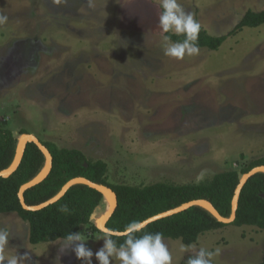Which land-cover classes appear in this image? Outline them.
I'll return each instance as SVG.
<instances>
[{
    "label": "rangeland",
    "instance_id": "obj_1",
    "mask_svg": "<svg viewBox=\"0 0 264 264\" xmlns=\"http://www.w3.org/2000/svg\"><path fill=\"white\" fill-rule=\"evenodd\" d=\"M178 3L213 36L264 9V0ZM162 11L161 0H0V124L18 140L25 130L105 161L111 184L202 182L264 156V23L176 59L163 51L177 42L165 39ZM0 231V255L21 264H100L108 239L82 227L80 240L32 244L15 212H0ZM163 239L172 264L201 251L210 264H258L264 252V229L252 225L229 223L189 245ZM81 243L91 257L75 255ZM114 249L109 264H123L128 248Z\"/></svg>",
    "mask_w": 264,
    "mask_h": 264
},
{
    "label": "trees",
    "instance_id": "obj_2",
    "mask_svg": "<svg viewBox=\"0 0 264 264\" xmlns=\"http://www.w3.org/2000/svg\"><path fill=\"white\" fill-rule=\"evenodd\" d=\"M264 23V9L247 10L238 23L227 33L213 36L201 26L198 47L217 49L225 38L243 27H256ZM177 43L186 38L183 34L167 33ZM27 133L21 130L20 134ZM18 139L5 125L0 124V170L13 161ZM52 155V166L48 175L38 184L23 192L27 205L40 204L53 197L70 179L78 176L111 188L117 196V206L105 226L113 231H125L135 222H141L153 215L175 208L193 199H206L224 217L231 214V201L234 190L243 173L252 167L264 164V156L251 161L239 171L236 169L215 173L209 180L184 184L155 182L145 186L111 184L107 181V164L98 159L89 160L76 148L58 147L53 142L41 141ZM45 163V156L34 142L26 144L17 169L7 177H0V212H15L28 222V240L32 244L43 241L67 239L85 227L90 232H101L91 216L102 202V194L83 183L68 188L65 194L54 203L39 210L22 207L18 191L22 184L36 176ZM233 225H252L264 229V172H257L242 186ZM226 224L219 222L202 206L193 205L167 217L155 220L143 229L128 235H108L114 248H128L127 240L140 239L146 235L160 233L163 237L180 239L189 245L197 241L205 231L217 229ZM197 256L190 254L182 264H188ZM210 264V263H209ZM264 264V252L262 261Z\"/></svg>",
    "mask_w": 264,
    "mask_h": 264
},
{
    "label": "clouds",
    "instance_id": "obj_3",
    "mask_svg": "<svg viewBox=\"0 0 264 264\" xmlns=\"http://www.w3.org/2000/svg\"><path fill=\"white\" fill-rule=\"evenodd\" d=\"M161 7L163 9L159 16V26L163 32H173L175 34H183L186 38L181 43H169L164 47V54L168 57L183 59L187 56H194L199 54V47L197 45L201 25L194 19L190 12H186L178 3V0H161ZM7 17H0V23H3ZM165 39H170L165 37ZM146 225L143 222H135L128 226L125 235L134 231L143 229ZM109 235L112 233L109 232ZM67 239L80 240L79 235H68ZM8 244V233L0 231V251ZM128 249L120 250L118 255L123 261V264H172V257L169 252L168 245L163 239V235L157 233L155 235H146L140 239L127 240ZM75 255L78 258L91 257L93 253L86 249L81 243L74 249ZM115 251L113 242L107 240L105 248L96 253L100 264H109V256ZM216 249V253H219ZM27 255V254H25ZM206 253L201 251L195 259H190L188 264H209L205 259ZM211 255V253H207ZM22 257L12 256L6 257L0 255V264H21Z\"/></svg>",
    "mask_w": 264,
    "mask_h": 264
},
{
    "label": "water",
    "instance_id": "obj_4",
    "mask_svg": "<svg viewBox=\"0 0 264 264\" xmlns=\"http://www.w3.org/2000/svg\"><path fill=\"white\" fill-rule=\"evenodd\" d=\"M28 142H34L38 148L42 151V153L45 156V163L43 168L41 169V171L34 176L31 180H29L28 182L22 184L19 188L18 191V198L19 201L22 205L23 208L28 209V210H39L51 203H54L55 201H57L59 198H61L65 192L68 190L69 187H71L74 184L77 183H83L88 185L91 188L96 189L97 191H99L103 198H107L108 200V204H109V210L103 214L101 216V218H99L96 222H94L95 226L97 227V229L105 234H108L109 232H111V235H124L125 231H113L108 229L105 224L107 222V220L109 219V217L112 215V213L114 212L116 206H117V196L115 194V192L109 188L108 186H105L103 184H99L96 182H93L85 177L82 176H78V177H74L70 180H68L63 186L62 188L50 199L37 204V205H27L24 201V197H23V192L25 190H27L28 188L40 183L49 173L51 166H52V155L50 153V151L48 150V148L41 142V140H39L35 135L31 134V133H22L18 142H17V148H16V153L14 156V159L12 161V163L5 169L0 170V177H7L10 174H12L17 167L19 166L26 144ZM257 172H264V164L262 165H257L252 167L250 170H248L247 172L243 173L240 177L239 183L236 186L235 190H234V194L232 197V201H231V214L229 217H224L222 216L217 209L211 204V202H209L206 199H193L190 201H187L185 203H182L181 205L172 208V209H168L166 211H163L161 213H158L156 215H153L141 222H143L145 225H148L149 223L161 219L163 217H167L170 216L172 214L181 212L185 209H187L190 206L193 205H199L204 207L205 209H207L211 215L213 217H215L219 222H222L224 224H229L231 223L234 218H235V214H236V209H237V201H238V197H239V193L240 190L242 188V186L245 184V182L247 181V179L249 177H251L252 175H254ZM109 235V234H108Z\"/></svg>",
    "mask_w": 264,
    "mask_h": 264
},
{
    "label": "bare ground",
    "instance_id": "obj_5",
    "mask_svg": "<svg viewBox=\"0 0 264 264\" xmlns=\"http://www.w3.org/2000/svg\"><path fill=\"white\" fill-rule=\"evenodd\" d=\"M101 204L104 206L103 207V210L99 213V212H97V213H94V215H93V218H94V222H96L99 218H101V216L103 215V214H105L108 210H109V204H108V200H107V198H103L102 199V202H101ZM105 204V205H104Z\"/></svg>",
    "mask_w": 264,
    "mask_h": 264
}]
</instances>
